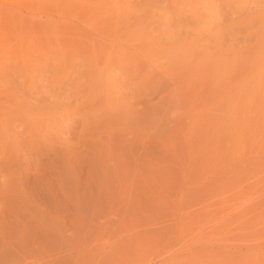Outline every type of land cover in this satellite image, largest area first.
I'll return each mask as SVG.
<instances>
[{
	"label": "rangeland",
	"instance_id": "374dc122",
	"mask_svg": "<svg viewBox=\"0 0 264 264\" xmlns=\"http://www.w3.org/2000/svg\"><path fill=\"white\" fill-rule=\"evenodd\" d=\"M2 101L0 264H71L51 228V252L2 242L39 213L69 219L66 198L105 171L113 204L87 242L119 238L120 264H264V0H0ZM30 102L51 111L34 124ZM110 112L134 129L107 127ZM69 145L70 180L65 153L44 154Z\"/></svg>",
	"mask_w": 264,
	"mask_h": 264
},
{
	"label": "bare ground",
	"instance_id": "6f19581e",
	"mask_svg": "<svg viewBox=\"0 0 264 264\" xmlns=\"http://www.w3.org/2000/svg\"><path fill=\"white\" fill-rule=\"evenodd\" d=\"M7 53H8L7 51H4L3 54H7ZM84 60H85V57H82L80 59V61H84ZM151 60L152 59H150V61ZM11 67L12 66L10 65L9 70L11 69ZM149 67H150V65H149ZM150 73H151V71H150ZM150 76H151V74H150ZM9 88H10V86H6L5 91L9 90ZM24 96H27L26 92L24 93ZM36 100L42 101L43 98L38 97ZM1 103H2V105L0 106V111L2 112V114H6L3 112L4 109L6 108V106H5L6 102L2 101ZM30 104H31L32 108L29 106H27L25 108V116L29 117L33 121L34 124L37 123V120H38L40 114H42L43 112L51 111L50 108H44L43 106H40V105L35 106L31 102H30ZM21 110L24 111L23 109H21ZM105 121H106L107 127H113L114 125H118L120 129H124V128H130L132 130L134 129V127L131 123L130 124H124L121 121V118L118 115H114L112 112L107 113ZM9 125H10L9 117H7V116L3 117V119L0 121V127L4 131L5 135H7ZM155 125H156V119H153V115L150 114L149 120H148V126L144 125V127L146 129H148L149 131H152V129L155 128ZM110 133L111 132L107 133V135H108L107 136V142H109V140L111 138V136H109ZM1 141H2V139H0V142ZM97 143H99V142H97ZM97 143L90 145L89 148L95 147L97 145ZM109 151H110L109 147L106 146L105 152H103L104 153L103 159L101 161L102 166L105 170H107L108 168L110 169L113 165V160L111 158V155H108ZM62 152L65 153V158H64V161L62 162V164L65 166V175L70 180L72 175H73V170H74V165H75L74 147L72 145H69V147L61 148V150L57 147H53L48 152H46L44 154L45 155H53V161H56L59 159L60 154ZM107 172L108 171H105L102 176H99L98 184H97L96 188L94 189V191L86 190L84 192L77 193L76 195L75 194L69 195L68 198H66V200H68V204H69V206H68V208H69V210H68L69 211L68 212L69 213L68 214L69 219H67L65 216H64V218L61 217L62 214L60 215L59 213H63V212H59V213L57 212L53 215L47 216L46 218H44L43 214L40 215V213H39L37 216V214L35 213L37 217H39L40 219L42 217L43 219H46V221L41 219L44 222L39 223L38 220H40V219L34 218V216H33V218H34V219H32L33 222L38 221V223H35L36 228L33 227L32 230H28V228L26 227L27 231L24 230V232H23V228H22L20 238H17V239L15 238V240L12 239L13 241L9 239L7 241V243H9V246L4 247V244L6 242L1 241L2 243H4V244H2V246H3L2 252L3 253H7V252L9 253V251H10V253H9L10 255H13L14 257H16L18 259L19 258L22 259L21 257H24L25 255L27 256L28 254H32L35 251H43L44 249L47 250V243H45L46 238L44 236L41 237L42 233L38 232L39 231L38 228L42 227V229L43 228L44 229H50L51 228L53 230H56V232H54L56 234L55 238H54V235L52 234L53 232H51V231L48 232L49 234L53 235V236L51 235L52 237L50 238V240L54 239V241L51 240L52 243H55V239L58 240V241L56 240L57 241V243H55L56 246H53V248H52V246L51 247L49 245L48 246L53 249V253L55 254V256L57 255V258L59 257L58 259H60L63 256V259L64 260H65V258L69 259L71 264H120V257L118 255V252L120 251L121 248H119V246L116 244V242L120 239L118 238V240H117L116 236H115V235H117V232H120V231H113L111 229V231H113V235L115 233L114 239H116V242L113 241V242H115L114 244H112L113 242L111 243L112 246L106 245L107 242L105 244L106 246H104V245L101 246V244H99L98 242L97 243L99 245H94V244L90 245L91 242L88 243L89 242L88 240L90 239V237L92 238V236L94 235L93 232H96L95 231L96 230L95 229L96 219L97 218L99 219V215L101 214V212H103L106 208L112 206V204H113V202L108 197L111 187L108 186L109 182L107 179L109 177H108ZM13 194L15 197L22 196V198H20V200L24 206H27L28 203L30 202V200L35 199L34 192L32 190L28 189V186H24L21 189L14 188ZM67 209L65 211H67ZM65 211H64V215L65 214L67 215V213H65ZM104 214H105V211H104ZM35 219H36V221H35ZM41 220H40V222H41ZM103 222H104V220H103ZM25 224H26V226L27 225L29 226V224H27V223H25ZM32 224H34V223H31L30 225H32ZM102 224H104V223H102ZM23 226H24V224H23ZM106 226L108 227V225H106ZM100 227L104 228V226H100ZM100 227H99V229H100ZM109 227H111V226H109ZM24 229H25V226H24ZM104 229H106V228H104ZM108 230L110 231V229H108ZM107 233L109 234V236L112 235V232H111V235L109 232H107ZM49 234H47V235H49ZM98 235L100 236L102 234H98ZM103 236H104V234H103ZM105 236L103 237V239L106 238ZM95 238H96L95 241H98L97 237H95ZM100 240H102V239L99 238V241ZM51 241L49 242V239H48L49 243H51ZM93 241H94V239H93ZM52 243H51V245H52ZM7 247L9 249H7ZM50 248H48L49 250H47V251L51 252L52 249L50 250ZM67 259H66V261H68ZM121 264H122V262H121Z\"/></svg>",
	"mask_w": 264,
	"mask_h": 264
}]
</instances>
